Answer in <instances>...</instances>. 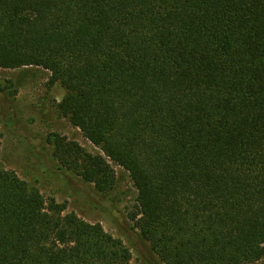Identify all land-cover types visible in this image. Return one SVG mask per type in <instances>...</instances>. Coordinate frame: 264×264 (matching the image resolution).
Listing matches in <instances>:
<instances>
[{"label": "trees", "instance_id": "obj_1", "mask_svg": "<svg viewBox=\"0 0 264 264\" xmlns=\"http://www.w3.org/2000/svg\"><path fill=\"white\" fill-rule=\"evenodd\" d=\"M40 66L102 153L54 134L101 192L113 163L165 264L264 261V0H0V68ZM0 162V264H129L130 249Z\"/></svg>", "mask_w": 264, "mask_h": 264}, {"label": "rangeland", "instance_id": "obj_2", "mask_svg": "<svg viewBox=\"0 0 264 264\" xmlns=\"http://www.w3.org/2000/svg\"><path fill=\"white\" fill-rule=\"evenodd\" d=\"M50 78L51 72L40 66L0 68L2 166L16 171L47 199L65 203V212L101 223L130 249L129 264H165L131 219L138 190L128 170L113 163L116 184L111 191L101 192L55 158L49 139L56 133L79 142L91 153L102 151L61 113L58 105L67 91L61 82L52 83Z\"/></svg>", "mask_w": 264, "mask_h": 264}]
</instances>
